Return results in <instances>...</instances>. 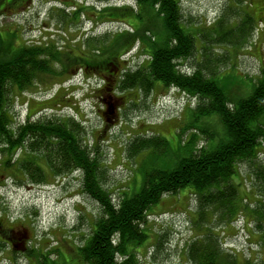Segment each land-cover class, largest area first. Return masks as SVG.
<instances>
[{"label": "trees", "instance_id": "trees-1", "mask_svg": "<svg viewBox=\"0 0 264 264\" xmlns=\"http://www.w3.org/2000/svg\"><path fill=\"white\" fill-rule=\"evenodd\" d=\"M238 2L250 3V0ZM135 3L137 8L104 7L97 14L121 22L119 17L126 12L141 18L149 7L154 17L162 18L165 31L161 41L148 49L150 57L146 65L126 73L121 71L116 77V89L139 86L140 92L147 93L155 81L167 89L175 87L196 99V106L191 109L194 121L200 123L202 118L216 113L226 138L214 143L211 140L215 131L210 126L192 125L191 136L182 141L184 152L174 167L145 171L139 191L129 195L123 189L116 202L114 191L105 183L110 175L102 146L100 142L93 144L92 132L80 116L62 117L58 114L60 109L49 107L52 111L47 115L15 123L16 97L66 67L57 45L24 46L17 52L11 49L3 52L4 59H0V168L6 174L3 175L17 184H42L49 175L78 173L84 194L100 208L95 227L82 245L74 247L71 258L61 262V255L57 259L47 257L57 249L46 253L37 250L38 261L40 264H145L140 261L144 250L141 245L148 238L150 209L166 195H180L186 189L194 201L186 214L191 215V223L198 231L185 246L190 264H264V65L257 76H250L251 92L233 99L218 83L220 71L228 65L229 58L223 56L225 53L218 56L220 51L216 48L224 47L225 39L231 42L230 47L243 46L252 35L256 19L241 8L237 12L240 22L234 26L228 24V10L224 9L212 27L198 29L191 17L186 19L181 0H135ZM82 8L81 13H86L94 7ZM198 41L202 43L200 49ZM199 50L202 55L198 60ZM89 59L80 58L78 63L92 68L106 66L107 61ZM198 130L208 139L201 147L197 146ZM18 148L20 154H16ZM143 149L167 154L169 143L161 135L143 133L133 135L124 148L131 156ZM240 220H243L240 229L244 231L246 249L237 250L228 246L231 244L225 239L226 230L239 229L236 223Z\"/></svg>", "mask_w": 264, "mask_h": 264}, {"label": "rangeland", "instance_id": "rangeland-1", "mask_svg": "<svg viewBox=\"0 0 264 264\" xmlns=\"http://www.w3.org/2000/svg\"><path fill=\"white\" fill-rule=\"evenodd\" d=\"M13 1L16 0H0V59H4L3 52L16 50L26 39L29 44L55 43L70 49L75 48L81 57H87L88 60L91 57L101 61H109L112 58L114 66L126 73L146 65L149 61L148 49L161 41L165 31L162 18L154 17L153 10L149 7L143 11L141 18L126 12L119 17L121 22L102 21L93 16L95 13L90 14L87 11L81 13L80 17L77 16L75 23L69 24L59 21L56 17L55 11L61 7L62 0H28L23 3V9L19 6L3 9ZM79 1L83 5L86 0ZM114 2L119 7L132 5L137 8L134 0ZM181 3L186 19L191 17L198 29L212 27L224 9L228 10V24L232 23L234 26L240 22L237 12L241 8L254 16L255 27L243 46L230 47L231 42L225 39L222 45L224 47H216L220 51L218 56L225 53L227 55L223 56L229 58L228 65L220 71L218 83L233 99L247 96L252 90L250 76H257L264 65V0H250V3L242 4L238 0H181ZM87 5L91 6L89 3ZM70 9L73 7L68 10ZM66 25L70 26V30L69 27L61 28ZM97 38L100 39L95 41ZM201 44V41H198L199 49ZM199 52L198 60L202 55L200 50ZM190 64L186 62L188 67ZM114 66L108 68L114 69ZM102 68L108 78L79 69L70 77V74L48 75L46 84L35 86L33 91L26 90L25 94L28 96L20 95L15 105V114L20 122L25 119L28 108L34 112L48 103L50 107L60 109V106H56L59 102L62 103L61 106L68 105L61 111V115L67 116L77 112L92 132V138L102 146L104 159L109 166L108 176L110 175L108 183L107 180L105 183L114 191V201L119 200L123 189L127 190L129 195L138 192L145 171L153 168H173L184 152L182 141L191 136L192 125L210 126L209 128L215 131V138L211 140L214 143L226 138L223 124L216 113L202 118L200 123L194 121L191 109L196 106V99L176 88L167 89L160 81H155L147 93L143 90L140 92L139 86L129 90L116 89L113 83H116L117 78L110 74L108 68ZM55 76L56 78H50ZM107 79H112L111 83L116 90L113 100L117 97L120 105L127 104L122 107L123 110L115 124L101 118L98 111L103 104L97 95L112 93L105 86H108ZM31 96L33 97L30 98ZM28 98L30 103L27 102ZM143 133L146 136L158 134L165 137L169 143L168 153L157 154L143 149L131 156L124 150L133 135ZM198 133L200 135L197 138V146L206 145L207 137L199 130ZM262 157L264 158V152ZM4 173L0 168V216L9 224L26 227L30 235H33L32 244L37 246L38 251L46 253L59 249L61 262L71 258L74 247L83 244L92 231L94 220L100 214L99 205L84 194L79 174L60 177L49 175L42 184L30 186L18 185L14 180L8 179L4 182ZM187 192L183 189L180 195H166L150 209L148 238L141 245L144 248H141L142 263L190 264L187 261L185 246L198 231L191 223V215L186 214V210L194 202ZM236 225L239 229L226 230L228 236L225 242L231 244L228 246H235L237 250L246 249L244 231L240 229L243 220L238 221ZM160 235L162 237L158 242ZM8 249H0V264H10L12 253ZM59 254L53 253L47 257L57 259ZM153 255L156 256L154 260ZM15 260L17 264H34L33 259L21 253L15 256Z\"/></svg>", "mask_w": 264, "mask_h": 264}, {"label": "flooded vegetation", "instance_id": "flooded-vegetation-1", "mask_svg": "<svg viewBox=\"0 0 264 264\" xmlns=\"http://www.w3.org/2000/svg\"><path fill=\"white\" fill-rule=\"evenodd\" d=\"M27 1L28 0H16V1H13L11 3V5L7 4L3 9L5 10L6 8L8 9V8L18 7V6L20 7V9L21 8L23 9L25 6V4H23V3L24 2L27 3ZM87 1L88 0H86L85 4H83L85 7L88 6L87 5L88 3L90 5H92V6H90V8L94 7L90 11V14L95 13L93 16L96 19H101L102 21H106V20L109 21L108 18H103V15H105V14H103V15L101 14L102 15L101 16L100 14H97L96 12L100 11V10H104L103 9L104 7L109 8V7L115 6L116 3L114 2V0H109L105 3H102L101 6H98L93 1H90V2H87ZM14 4H16V5L13 6ZM30 4H32V1ZM83 5L80 4L79 0H62L61 7L60 8L58 7V9L55 11V12H57L56 17L59 21H61L63 23H69V24H71L72 22L75 23L77 16H79L81 14V10L83 9L82 7H84ZM70 7H73V9L68 10ZM91 18L93 19V17H91ZM67 27H69L68 30H70V26H68V25L63 26L61 28L67 29ZM73 36H75V35H73ZM74 40H76V39L74 38ZM83 40H86V39H83ZM76 41H78V40H76ZM56 45L62 53V55L60 57L61 60L64 61V63H66V67L63 68L64 70L59 72L56 75H62V76L67 75L68 76L70 74L69 75V77H70L76 69H79V70H86V71H88V73H91V72L98 73L100 76L102 75V77L108 78V77H106L105 73H103V70H101V69H103L102 65H101L102 67L96 66L95 68H92L90 66H82L80 63H78L80 61V58H83L85 61H87L88 60L87 57H81L80 55H78V53L76 52L77 50H75V48L70 49L69 47H66V46L64 47L63 45H58V44H56ZM24 46H30V47L43 46V47H45L46 45L29 44L28 41L25 39V41L22 43V45L18 46L16 48V50H13V51L17 52L18 50H20ZM114 64L115 63L112 60L111 61L109 60L106 62V66L104 68H108L109 66H114ZM77 65H79V66H77ZM108 71L110 72V74L114 75V77L116 78L119 75V71L121 72V68H119V67L117 68V66H116L114 69L108 68ZM109 72H107V73H109ZM58 77H60V76H58ZM107 80H108V86H106V88L108 90L112 91V93H109V94L104 93V94L97 95L98 100L103 104V106L101 108H99L98 111H100L99 116L101 118H103V119L106 118V120L115 124L114 122L120 117V112L123 110L122 107L125 106L126 103L120 105L117 97H115L116 98L115 101L113 100L114 92L116 91L115 87L113 86V84H115V83H113V84L111 83L112 79H107ZM41 83H44V82H38L37 85L39 87H41V85H39ZM21 94L25 95V93L21 92L15 99V105L19 101L18 98L20 99ZM32 97L33 96H31V98ZM38 100H40V99H38ZM41 101H43V100L41 99ZM27 102L30 103V99H27ZM42 104H44V103H42ZM61 104L62 103L59 102L56 105V106L61 107L60 110L58 111L59 115H61V111L64 110L65 107H68V105L61 106ZM49 107L50 106L47 103L46 105H42L39 110L34 111V112L27 107L28 112L26 114L25 119L19 122L18 117L15 115V123L18 124V123H22V122H27L26 120H29L28 117H30V120H34L37 117H39V115H41V114L47 115L49 112L52 111L51 109H49ZM52 108H54V107H52ZM61 116L66 117L64 115H61ZM67 116H73L75 118H78L79 114L77 112H75V114L72 113V114L67 115ZM92 142H93V144L97 143L95 138L92 139ZM20 151H21V148H18L16 151V154H20ZM23 184H28L30 186L40 185V184H33V183H26V182L25 183L23 182ZM0 217H1L0 218V249L7 250L9 248L8 250H10L12 253L10 255L11 260H9L10 264H17V262L15 260V256L19 253L28 256L29 259H33L34 264H40L38 261L39 255L36 256V254H37L36 252H37L38 248H36L37 246H33V244H32L33 235H30V233L26 227L21 226V225H17V224H15V225L9 224L6 220H4V218H2V216H0ZM21 228L23 229L22 231L20 230ZM59 252H60V250L57 249L56 254H59ZM59 255H61V252Z\"/></svg>", "mask_w": 264, "mask_h": 264}]
</instances>
